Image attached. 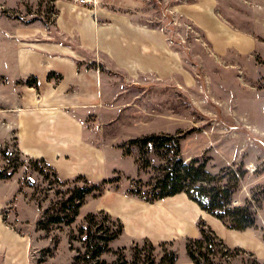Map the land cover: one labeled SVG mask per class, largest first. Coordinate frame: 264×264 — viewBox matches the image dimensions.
Returning a JSON list of instances; mask_svg holds the SVG:
<instances>
[{"label": "rangeland", "instance_id": "1", "mask_svg": "<svg viewBox=\"0 0 264 264\" xmlns=\"http://www.w3.org/2000/svg\"><path fill=\"white\" fill-rule=\"evenodd\" d=\"M144 1L136 19L164 33L167 73L119 71L111 57L80 49L55 29V0H0V202L5 223L28 240L30 264H162L161 241L148 238L154 249L146 237L124 230L95 254L100 237L118 228L117 217L103 208L140 199L130 190H149L174 154V142L160 149L129 143L152 134L180 136L182 157L205 162L224 182L233 184L237 176L233 204L251 200L254 228L264 237V0ZM206 6L216 26L190 16L203 18ZM51 41L75 47L79 66L101 73L99 120L91 115L86 124L90 139L105 151L106 165L97 177L60 178L50 161L21 149L20 109L39 108L28 102L26 91L38 101L43 97L38 78L29 75L33 66L27 64L24 74L19 69L17 51ZM58 76L52 72L49 82L59 83ZM80 175L90 184L108 180L107 189L87 196L73 222L53 223L71 211L66 200L72 191L87 186ZM172 241L165 248L175 250L176 264H194L186 238ZM211 258L214 264H264L248 252Z\"/></svg>", "mask_w": 264, "mask_h": 264}, {"label": "crops", "instance_id": "2", "mask_svg": "<svg viewBox=\"0 0 264 264\" xmlns=\"http://www.w3.org/2000/svg\"><path fill=\"white\" fill-rule=\"evenodd\" d=\"M54 5L55 29L65 38L74 39L80 49L111 57L119 71L168 72L170 56L164 33L136 19L143 13L144 0H88L84 3L55 0ZM201 12L203 18L200 13L199 18L190 16L198 24L204 25L203 19H206L205 25L218 24L208 6ZM31 45L36 49H19L16 61L23 74L27 64L33 66L29 75L38 78L43 99L38 101L26 91L27 98H31L27 101L38 104L39 108L20 109L25 110L18 122L22 151L50 161L63 179L78 173L88 178L99 176L106 165L105 151L90 139L91 132L86 127L91 115L99 120L103 100L99 68L79 66V51L68 43L51 41ZM52 72L62 75V80L55 85L47 78ZM61 106L64 108L60 109ZM127 199L119 201L116 207L103 208L123 223L125 232H136V236L153 242L199 238L198 222L203 219L229 247L244 249L259 260L264 259L263 234L254 227L244 231L227 228L185 193L153 203ZM2 207L0 202L1 262L30 264L28 240L5 223Z\"/></svg>", "mask_w": 264, "mask_h": 264}, {"label": "trees", "instance_id": "3", "mask_svg": "<svg viewBox=\"0 0 264 264\" xmlns=\"http://www.w3.org/2000/svg\"><path fill=\"white\" fill-rule=\"evenodd\" d=\"M51 77L52 73H49L48 79L50 80ZM58 79L61 80L62 75L59 74ZM180 139V136L152 134L129 142L131 145L138 146L152 145L155 149L166 148L168 143L171 142L176 145L174 154L166 157L167 162L160 169L161 175L152 187L145 191L130 190L129 194L153 203L169 196L185 193L190 200L197 203L205 212L222 221L227 228L244 231L256 227V217L252 210L251 200H247L242 205L233 204L234 194L240 186V179L234 175L231 178L232 181L235 180L234 183L229 184V182H224V176L211 173L205 162L193 158L186 160L181 155ZM130 152L129 148L127 153ZM78 178H84L87 186L72 191L66 200V203L70 204L67 209L71 211L65 214L66 219L63 216H56L52 221L53 223L73 222L87 196L103 194L107 189L106 185L109 183L108 180H103L102 185L90 184L85 176L80 175ZM117 223L118 228L115 232L111 230L110 235L100 237L102 241L95 244L97 246L95 252L97 256L105 252L110 242L123 232L124 225L118 218ZM198 227L200 237H186L185 241L187 255L195 264H214L211 255L218 256L221 254L225 256L229 251L247 253L244 249L229 247L203 219L198 222ZM145 239L146 243H152L148 238ZM172 243V240L159 243L160 248H163L165 253L161 259L162 264L177 263L178 257L175 250L165 248V246ZM151 245L155 249V245L153 243Z\"/></svg>", "mask_w": 264, "mask_h": 264}, {"label": "built area", "instance_id": "4", "mask_svg": "<svg viewBox=\"0 0 264 264\" xmlns=\"http://www.w3.org/2000/svg\"><path fill=\"white\" fill-rule=\"evenodd\" d=\"M79 1H81V2H83V3H84V1H85V0H79Z\"/></svg>", "mask_w": 264, "mask_h": 264}]
</instances>
